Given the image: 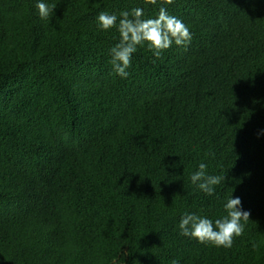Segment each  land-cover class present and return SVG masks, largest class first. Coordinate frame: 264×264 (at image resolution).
Instances as JSON below:
<instances>
[{
  "label": "trees",
  "instance_id": "trees-1",
  "mask_svg": "<svg viewBox=\"0 0 264 264\" xmlns=\"http://www.w3.org/2000/svg\"><path fill=\"white\" fill-rule=\"evenodd\" d=\"M161 7L191 42L120 77L119 13ZM230 197L250 212L231 248L180 235ZM173 262L264 264V0H0V264Z\"/></svg>",
  "mask_w": 264,
  "mask_h": 264
},
{
  "label": "clouds",
  "instance_id": "clouds-1",
  "mask_svg": "<svg viewBox=\"0 0 264 264\" xmlns=\"http://www.w3.org/2000/svg\"><path fill=\"white\" fill-rule=\"evenodd\" d=\"M156 2L157 0H146V3ZM172 2L173 0H166L167 4ZM37 9L40 18L46 20L56 9V4L39 2ZM119 16L120 41L110 50V62L113 71L122 78L128 76L126 70L131 67V57L138 47L147 45L154 57L159 59L173 43L177 46H186L191 42L192 36L188 27L177 17L168 14L164 7L159 9L156 18H143L142 8H134L131 12L121 11ZM117 19L116 14L101 12L97 23L101 30L107 31L117 27ZM206 168V164L200 163L199 170L194 172L190 179L199 190L211 196L214 194L215 186L219 185L224 177L207 175ZM224 208L227 215L216 219L214 223L207 217L186 213L179 223L180 235L195 239L200 244L231 248L234 239L244 233L250 212L242 210L238 197H230Z\"/></svg>",
  "mask_w": 264,
  "mask_h": 264
}]
</instances>
